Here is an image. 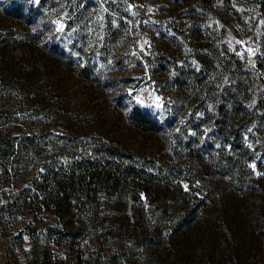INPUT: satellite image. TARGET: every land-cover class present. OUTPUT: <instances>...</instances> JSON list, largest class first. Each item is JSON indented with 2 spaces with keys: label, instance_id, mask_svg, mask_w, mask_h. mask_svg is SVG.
<instances>
[{
  "label": "rangeland",
  "instance_id": "rangeland-1",
  "mask_svg": "<svg viewBox=\"0 0 264 264\" xmlns=\"http://www.w3.org/2000/svg\"><path fill=\"white\" fill-rule=\"evenodd\" d=\"M261 8L0 0V264H264ZM101 145L150 192L3 207Z\"/></svg>",
  "mask_w": 264,
  "mask_h": 264
},
{
  "label": "trees",
  "instance_id": "trees-1",
  "mask_svg": "<svg viewBox=\"0 0 264 264\" xmlns=\"http://www.w3.org/2000/svg\"><path fill=\"white\" fill-rule=\"evenodd\" d=\"M261 6L264 10V0H261ZM136 120L137 124L145 128L151 124V119L140 117ZM95 150L97 154L93 158L75 161L74 166L64 173L51 169L43 173L36 179L33 195L18 196L3 207L10 213L48 209L64 217V199L97 202L99 193L115 192L124 184H130L136 196L141 192H150L149 179L154 175L152 171L121 161V152L116 149L101 145ZM30 190L33 188L25 191Z\"/></svg>",
  "mask_w": 264,
  "mask_h": 264
},
{
  "label": "snow or ice",
  "instance_id": "snow-or-ice-1",
  "mask_svg": "<svg viewBox=\"0 0 264 264\" xmlns=\"http://www.w3.org/2000/svg\"><path fill=\"white\" fill-rule=\"evenodd\" d=\"M238 43H239V41H238ZM239 54V53H238Z\"/></svg>",
  "mask_w": 264,
  "mask_h": 264
}]
</instances>
